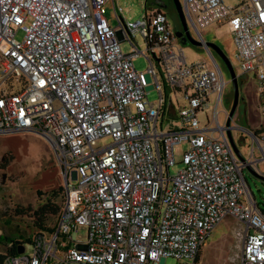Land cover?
Masks as SVG:
<instances>
[{
  "label": "built area",
  "instance_id": "1",
  "mask_svg": "<svg viewBox=\"0 0 264 264\" xmlns=\"http://www.w3.org/2000/svg\"><path fill=\"white\" fill-rule=\"evenodd\" d=\"M109 1L0 0V136L46 138L65 195L54 230L21 244L24 253L5 264H195L229 217L241 224L240 264H264V215L244 177L246 167L264 163V132L250 133L254 148L240 159L225 136L232 130L229 112L219 122L226 82L216 61L189 63L161 10L128 22L113 1L118 25L111 26ZM182 6L198 32L228 28L239 77L254 76L264 114V0L235 6L183 0ZM139 56L149 61L141 73L134 66ZM150 86L159 93L156 103L148 98ZM168 91L182 93L188 105L178 113L180 127L166 132L159 124L172 102ZM215 92L217 128L211 129L199 114ZM104 138L112 142L98 146ZM185 141L183 168L166 177L176 145ZM81 231L85 239L74 240Z\"/></svg>",
  "mask_w": 264,
  "mask_h": 264
},
{
  "label": "rangeland",
  "instance_id": "2",
  "mask_svg": "<svg viewBox=\"0 0 264 264\" xmlns=\"http://www.w3.org/2000/svg\"><path fill=\"white\" fill-rule=\"evenodd\" d=\"M113 1L117 7L122 8V14L126 21L137 22L147 13L158 9L164 11L168 17L170 26L175 33H179V43L185 50V55L189 63L197 61L215 60L223 74L226 86L222 101L219 105V122L224 125L226 113L232 111L235 101V88L231 81L228 67L221 60L219 55L210 49L196 47L186 40V33L183 28L182 19L174 0H110L105 6V14L111 26H117L118 21L114 12ZM160 1V2H159ZM183 4V0H179ZM226 4L235 6L238 0H224ZM159 2V3H157ZM191 36L197 40H204L206 43H214L219 46L235 70L239 83V100L234 117L231 121L230 131L236 148L248 159L252 153L253 138L251 134L243 130L247 128L256 136H261L264 132V114L259 103V86L253 75L240 78L241 69L236 59V48L234 40L226 26L212 25L199 29V32L188 23ZM24 32L17 33V39L23 40ZM140 49L146 50L147 46L141 36L136 38ZM125 53H131L130 44L123 45ZM134 66L138 72H145L149 67V61L144 56L134 59ZM242 79H245V81ZM148 98L150 102L156 103L159 93L152 86L149 89ZM168 104L175 110L173 117H162L159 130L170 131L180 127L178 113L181 108L188 105L182 93H170ZM219 94L212 93L209 97L210 108L199 114L202 126L211 129L217 128L214 121V112L217 107ZM162 123V125H161ZM238 127V128H237ZM217 136L219 132L216 133ZM225 136L229 138V131H225ZM109 138L99 140L98 146L110 144ZM190 148L188 141L182 142L175 147L176 164L165 170V176H175L182 168L183 155ZM258 149L255 151V158H260ZM264 163L251 165L244 169V177L248 193L258 211L264 215ZM64 186L63 178L57 166L54 149L51 143L44 137L31 134L20 133L12 136H0V231L1 235H9L16 240H21V234L25 237L34 235L33 213L45 202L54 189ZM44 193L41 197L39 193ZM248 201V198L246 197ZM54 222L48 223L53 226ZM9 222V223H8ZM241 229V224L234 218H226L211 235L208 244L202 250V256L198 264H240V241L236 236V231ZM86 237V232L81 231L74 236V240ZM30 251V247H29ZM163 264H178L175 259H168Z\"/></svg>",
  "mask_w": 264,
  "mask_h": 264
},
{
  "label": "trees",
  "instance_id": "3",
  "mask_svg": "<svg viewBox=\"0 0 264 264\" xmlns=\"http://www.w3.org/2000/svg\"><path fill=\"white\" fill-rule=\"evenodd\" d=\"M41 197L44 196V193L40 192ZM65 201L64 195V186L54 189L51 194L47 197L46 202L39 207L33 213V230L34 235L25 237L24 234H21V240H16L14 237L9 235L0 236V264H5V261L8 257L18 255V248L21 244H30L33 241V238L41 232H51L54 230L56 223L53 226H48V223L54 222L55 219L58 220L60 212L62 210L63 204ZM56 220V221H57ZM9 223V222H8ZM202 256V251L199 253L195 264L200 262Z\"/></svg>",
  "mask_w": 264,
  "mask_h": 264
},
{
  "label": "water",
  "instance_id": "4",
  "mask_svg": "<svg viewBox=\"0 0 264 264\" xmlns=\"http://www.w3.org/2000/svg\"><path fill=\"white\" fill-rule=\"evenodd\" d=\"M174 1H175V4H176L177 8H178L179 13H180L181 19H182L183 28H184V31H185L186 36H187L186 40L190 44H192V45H194L196 47H204V48H206V50L208 52H210V49H213L219 55V57L222 59V61L223 62L225 61L226 65L228 67L229 73H230L231 78H232L231 81H232V83L234 85V88H235V101H234V105H233L232 111L230 113V118H229V121H228V126H230L231 125V121H232V119L234 117V113L236 111L237 105H238V100H239V83H238L237 74H236L235 70L233 69L232 65L230 64V62L227 61V57L225 56L224 52L222 51V49L219 46H217L214 43H204L202 41H197L191 36V34L189 32L188 23H187V20L185 18L184 12H183L182 3H180L179 0H174ZM175 35H176V37L178 39H180L181 35L179 33H175ZM153 59L157 60V57H156L155 54L153 55ZM247 131L250 132L249 130H247ZM250 133H252V132H250ZM228 140L230 142V145H231L232 149L236 153V155H238L240 157V159H242L241 156L239 155L238 151H237V148H236L234 142H233V137H232L230 131H229ZM24 251H25L24 246L23 245L19 246L18 254H23Z\"/></svg>",
  "mask_w": 264,
  "mask_h": 264
},
{
  "label": "crops",
  "instance_id": "5",
  "mask_svg": "<svg viewBox=\"0 0 264 264\" xmlns=\"http://www.w3.org/2000/svg\"><path fill=\"white\" fill-rule=\"evenodd\" d=\"M206 62H209V61H206ZM210 63V62H209ZM211 64V63H210ZM248 77V76H247ZM245 81V79H242V81ZM176 113H175V110H174V108H173V106H172V103H171V105H168V107H167V111H166V113H165V115H164V117H167V116H170V117H173L174 115H175ZM238 128V127H237ZM243 130H245V131H247L248 129L247 128H243ZM250 132H252L251 130H249ZM248 132V131H247ZM250 132H248L249 134H250ZM254 147V146H253ZM237 151H238V153H239V155L241 156V158L243 159V160H248V158L247 157H245L238 149H237ZM238 156V155H237ZM239 157V156H238ZM240 158V157H239ZM256 159H258V158H256Z\"/></svg>",
  "mask_w": 264,
  "mask_h": 264
},
{
  "label": "flooded vegetation",
  "instance_id": "6",
  "mask_svg": "<svg viewBox=\"0 0 264 264\" xmlns=\"http://www.w3.org/2000/svg\"><path fill=\"white\" fill-rule=\"evenodd\" d=\"M160 2V1H159ZM159 2H157V3H159ZM156 10V9H155ZM158 10V9H157ZM164 12V11H163ZM165 13V12H164ZM222 60V59H221Z\"/></svg>",
  "mask_w": 264,
  "mask_h": 264
}]
</instances>
